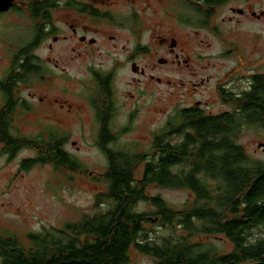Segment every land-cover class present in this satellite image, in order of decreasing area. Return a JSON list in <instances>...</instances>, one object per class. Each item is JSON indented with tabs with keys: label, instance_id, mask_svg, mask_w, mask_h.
I'll use <instances>...</instances> for the list:
<instances>
[{
	"label": "trees",
	"instance_id": "obj_1",
	"mask_svg": "<svg viewBox=\"0 0 264 264\" xmlns=\"http://www.w3.org/2000/svg\"><path fill=\"white\" fill-rule=\"evenodd\" d=\"M190 1L205 15L208 5L228 0ZM247 101L240 120L226 114L209 118L198 106L179 109L156 134L149 153L107 148L109 165L99 179L106 186L97 196V204L107 208L25 238L0 231V264H132L134 250L160 264H264V160L246 152L238 140L242 124H264V87ZM6 123V118L0 122V138L7 142L4 153L14 156L23 148L36 152L22 161L26 170L37 164L72 173L86 169L64 147L65 136L22 139L7 133ZM155 184L192 191L194 199L181 209L173 207L148 195ZM141 202L151 203L154 212L141 211ZM153 219L171 226L172 234L150 238L145 224ZM255 230L262 231L260 237ZM212 235H224L234 250L219 253L195 241Z\"/></svg>",
	"mask_w": 264,
	"mask_h": 264
},
{
	"label": "rangeland",
	"instance_id": "obj_2",
	"mask_svg": "<svg viewBox=\"0 0 264 264\" xmlns=\"http://www.w3.org/2000/svg\"><path fill=\"white\" fill-rule=\"evenodd\" d=\"M114 6L111 8L113 14H120L122 17L136 15L140 22H143L144 33L147 42L150 35L176 36L180 41L191 42V69L186 66H157V71L163 77L164 84L143 78L142 81L134 80V75L129 68L117 69V80L115 85V99L118 112L115 120V128L128 126V132L119 136L118 141L112 144L117 150L131 152L149 153L154 133L166 127L171 116L185 106H195L197 101L202 103L213 100L214 112L226 110L203 80L209 74L212 77L220 74L225 76L233 68L239 78L244 77L247 82V75L264 73V17L243 18L236 24H223L226 37L233 42H239L241 50L247 52V57H238L233 60L218 58L219 50H223L221 41L212 39L210 30L205 28L206 16L199 14L198 8L191 3V12L187 1L183 0H112ZM249 8L261 14L264 12V0H228L227 5L220 7L216 16L219 22L223 18L232 15V8ZM170 10V11H168ZM64 13L61 9L54 12V19L58 26H61V17ZM191 14L190 27L184 20ZM178 15V18H177ZM184 16V18H182ZM123 29L106 26V32L120 33V41L127 45L131 39L133 46L131 28L133 23ZM152 39V38H151ZM212 42L209 46L208 43ZM158 43L154 40V46ZM239 46V49H240ZM60 47V45H58ZM215 51L213 58L209 57V51ZM102 50L97 59L91 60L97 64L103 63L107 68L111 66V56ZM117 52H119L117 50ZM62 50H56V57L59 61ZM142 60V65L157 63L154 52ZM212 53V51H211ZM159 56L165 55L158 53ZM252 61L253 68L248 70L246 65ZM90 59L73 60L66 64L70 70L86 73V63ZM90 63V62H89ZM242 63V64H241ZM148 71H151L148 68ZM50 82V97L52 100L60 98V102L68 100L76 102L82 111L67 113L66 111L35 112L32 115L21 116L16 122L19 128L27 136L37 135L40 130L39 119L47 117L42 124L64 127L69 131L70 140L65 146L67 150L80 160L86 169L83 173H72L65 168H55L51 164H37L29 169L23 168L26 159L36 156L32 149H22L16 155L4 153L3 145L0 143V231L13 232L25 238L30 232H40L45 228L63 227L67 222H74L82 219L85 215H94L107 208V204H97V196L106 186L104 181H99L100 174H104L108 168V159L96 146L97 133H95L94 112L84 102L85 87L75 78L65 80L60 74L52 77ZM171 80L172 83H168ZM147 83V85H145ZM197 87V89H195ZM140 88L144 93H138ZM39 92V91H38ZM212 103V102H211ZM205 104V103H204ZM203 108H206L203 105ZM59 123V124H58ZM62 124V125H60ZM15 128V130H16ZM245 146L246 152L257 159L264 160V151L259 149L258 144L264 142V128L261 126H246L238 139ZM148 195L160 196L170 205L176 208L182 206L191 199H194L192 191L184 189L164 188L159 185H151ZM143 212H154L155 208L149 202H141L139 207ZM157 219V218H156ZM149 220L145 224L147 234L150 238L159 239L169 235L171 226H164L159 220ZM182 233V230L179 229ZM260 230H255L256 237L261 236ZM172 234V233H171ZM151 239V240H152ZM196 242L207 244L206 249L214 248L220 252H229L233 249V243L224 235L199 236ZM132 264H160V261L153 256L140 251L132 252Z\"/></svg>",
	"mask_w": 264,
	"mask_h": 264
},
{
	"label": "flooded vegetation",
	"instance_id": "obj_3",
	"mask_svg": "<svg viewBox=\"0 0 264 264\" xmlns=\"http://www.w3.org/2000/svg\"><path fill=\"white\" fill-rule=\"evenodd\" d=\"M183 1H187L191 12V3L194 2ZM112 3H114L112 0H15L7 10L0 11V122L4 118L7 119V133L22 139L30 137L15 126V122L26 114L32 115L35 112L57 109L61 112L66 111V113L63 112L66 117L67 113L82 111L79 108L81 105L77 106L76 102L65 100L61 103L60 98L52 100L50 90H48L50 82L53 81L52 77L55 75L60 74L65 80L73 77L85 87L82 96L88 108L94 112L96 146L106 155L109 164L106 149H115L112 144L118 141L121 134L129 130L128 126L121 130H117L121 127L115 128L114 118L118 112L114 94V82L118 76L116 70L127 67L133 73L134 80L142 81L143 78H149L162 85L165 79L156 73L157 66H186L191 69V56L188 52L191 50V42L177 40L176 36L155 34L150 35V41L147 42L143 22L133 18L137 14L125 17L113 14L111 8L114 4ZM227 3L228 1L208 5L209 12L205 13L206 24L204 26L210 30L212 39L219 40L223 44L224 49L219 50L218 58L233 60L239 56L247 57V52L241 50L239 42H233L226 37L223 24H236L243 18L261 19L264 17V12L259 14L254 9L233 7L232 15L228 17V20L223 18L222 22H219L216 12ZM58 7L64 13L60 18L61 26L53 20L54 12ZM184 20L190 27L191 14H188ZM130 21L133 23V27L130 26L133 46H131V39L127 41L129 45L122 44L120 33L105 30L109 24L125 29L127 25H130ZM154 40L158 41L156 46L153 45ZM208 45L211 46L212 42ZM56 50H62L59 61L55 58ZM102 50H108L106 52L111 56L112 63L109 68L103 63L97 64L91 61L97 59L99 54H103ZM161 51L165 55L159 56L158 53ZM211 51L208 56L213 58L216 52ZM151 52H154L153 56L157 58L158 65L155 63L142 65V60L147 59V56L152 54ZM82 59H90V63H86V73L79 74L73 68L69 70L66 64H62V62L69 63ZM251 62V60L247 62L248 70L253 68ZM148 68L151 71H148ZM237 70V67H233L225 76L219 71L215 77L209 74L203 80L205 85L212 88L211 92L217 98V102L226 106V110L216 113L213 110V100L210 99L204 102L205 104L201 101L195 102V106L205 111V116L217 118L226 114L233 115L240 120L244 115L245 107L249 105L248 98L257 95L260 88L264 87V73L247 75L246 82L243 76L240 78L235 76ZM167 81L172 83L171 80ZM144 92L145 90L140 88L138 93ZM203 105L206 108H203ZM191 107L194 106L183 108ZM46 119L49 118L43 116L39 119L41 126L37 136L39 134L63 135L67 138L66 146L71 138L69 137L70 132L63 126L43 125ZM246 126L264 128L262 123H244L241 126V132ZM3 130L0 124V133ZM161 130L163 128L154 133V139L156 134L162 132ZM0 143L3 148L7 146V142L2 138H0ZM259 149L264 151V148ZM234 248L233 243L231 251H219V253H231Z\"/></svg>",
	"mask_w": 264,
	"mask_h": 264
},
{
	"label": "water",
	"instance_id": "obj_4",
	"mask_svg": "<svg viewBox=\"0 0 264 264\" xmlns=\"http://www.w3.org/2000/svg\"><path fill=\"white\" fill-rule=\"evenodd\" d=\"M15 0H0V11L7 10L8 7L13 5ZM259 148H264V142L259 144ZM171 264V263H165Z\"/></svg>",
	"mask_w": 264,
	"mask_h": 264
}]
</instances>
